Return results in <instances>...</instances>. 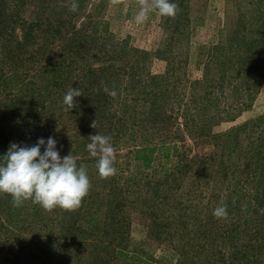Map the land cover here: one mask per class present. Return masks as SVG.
Returning <instances> with one entry per match:
<instances>
[{"label": "trees", "instance_id": "obj_1", "mask_svg": "<svg viewBox=\"0 0 264 264\" xmlns=\"http://www.w3.org/2000/svg\"><path fill=\"white\" fill-rule=\"evenodd\" d=\"M173 2L180 11L175 18L162 17L164 49L152 54L165 59L166 68L151 74L144 70L148 51L128 46L110 52L104 33H87L61 16L24 18L30 0H0V156L11 143L47 141L55 116L49 110L64 106L69 88L63 81L72 77L73 88L84 95L69 111L72 133L56 140V147L61 157L71 154L86 165L89 176L99 174L86 149L89 136L108 135L118 146L127 104L120 97L116 112L109 106L107 89H115L114 80L89 64L108 56L128 59V131L151 138L128 151L135 167L149 172L146 191L134 182L132 203L149 210L151 235L171 238L190 226L195 236L171 242L178 258L167 264H264V112L211 131L247 109L264 84V0H234V19L208 46L199 77L191 79L169 49L174 40L187 38L189 0ZM78 4L80 9L82 0ZM89 26L95 30L96 23ZM203 143L209 145L206 152L193 151ZM108 191L102 197L90 189L73 212L46 211L30 200L14 207L11 196L0 193V264H146L123 249V238L108 236L127 228L125 193L119 185ZM221 202L227 205L225 219L213 215ZM158 203L169 206L164 222L156 220Z\"/></svg>", "mask_w": 264, "mask_h": 264}, {"label": "rangeland", "instance_id": "obj_2", "mask_svg": "<svg viewBox=\"0 0 264 264\" xmlns=\"http://www.w3.org/2000/svg\"><path fill=\"white\" fill-rule=\"evenodd\" d=\"M71 2L72 0H30L22 16L24 18H36L43 16V14H48L50 18L61 16L69 20L70 26H82L87 33L95 31L93 33L101 37L104 33L106 36L105 45L108 50H111L110 52L128 51V46L148 51L150 53L149 61L144 66L146 72L161 74L165 71L167 61L152 55L154 50L164 49L166 40V31L162 24V17L158 12L151 13L144 23L137 24L135 16L139 11V0H82L83 5L76 12L69 11L68 6ZM245 2L246 0H241L242 5ZM234 14V0H189L187 38L174 40L172 48H169L174 53V64L180 66L189 79L199 77L208 46L217 42L225 25L234 19ZM87 22L89 25L95 22V30H92L93 26L90 27L86 24ZM89 66L98 67L101 69L100 71L103 73L101 75L104 78L109 77L114 80L112 86L115 89H107L110 95L109 106L116 112L119 105L122 104L120 97L125 98V104H127L125 115L127 123L121 130L120 144L115 147L117 174L107 179L100 178L97 173H92L89 176L91 189L101 194L102 197L106 191L115 190L116 185L121 186L122 192L126 195L127 205L123 220L126 221L127 228L122 234H109L108 236L123 238V249L144 260L146 264L173 263L178 257L175 246L170 243L176 244L181 239L194 240L195 236L191 233L192 228L190 226L185 228L182 235H172L171 238L168 237V234H160L158 237L151 235L146 229L147 223L150 222L149 210L145 209L144 206L132 203L136 196L133 190L135 183H139L137 188L142 192L146 191L144 183L148 180L149 172L138 170L128 151L134 144L148 142L151 138L149 133L128 131V59L127 61L118 60L117 57L108 56L89 64ZM69 78L72 79V77H67L63 81L64 85L67 84V88L74 85L73 79L66 82ZM113 92L115 95H112ZM122 94H126V97ZM49 112L55 114L50 121L52 127L50 137L55 140L68 138L72 133V124L70 123V113L65 110V105L54 104ZM263 112L264 84L260 86L247 109L242 110L233 120L221 121L213 125L211 131L223 132L229 127ZM59 114L61 115L60 118L56 116ZM208 149L207 143L193 147L195 152H206ZM168 208L169 206L164 207L162 203H158L155 215L158 222L164 220ZM190 214L191 212L187 208L184 219H188V222L190 221ZM57 225L54 223L55 229H57ZM118 261L120 264H128L129 262L123 259H118Z\"/></svg>", "mask_w": 264, "mask_h": 264}, {"label": "clouds", "instance_id": "obj_3", "mask_svg": "<svg viewBox=\"0 0 264 264\" xmlns=\"http://www.w3.org/2000/svg\"><path fill=\"white\" fill-rule=\"evenodd\" d=\"M68 7L69 11H78V0H72ZM179 11V4L173 0H139L135 22L144 23L153 12H158L161 17L175 18ZM82 95L79 88L70 87L63 96L65 110L77 107L75 98ZM91 127L96 128V120ZM89 138L86 149L89 156L96 159L100 178L116 175V149L112 138L98 133ZM56 146L57 141L53 137L47 141L39 138L32 146L11 143L7 152L0 156V193L10 195L14 207H20L28 200L46 211L59 207L73 212L82 206L91 189L87 166L78 164L77 158L71 154L61 157ZM213 215L217 219L227 218V205L221 202Z\"/></svg>", "mask_w": 264, "mask_h": 264}]
</instances>
